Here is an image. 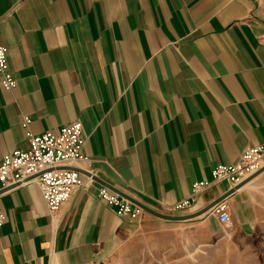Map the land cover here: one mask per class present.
Here are the masks:
<instances>
[{"label": "crops", "instance_id": "0c3cea01", "mask_svg": "<svg viewBox=\"0 0 264 264\" xmlns=\"http://www.w3.org/2000/svg\"><path fill=\"white\" fill-rule=\"evenodd\" d=\"M0 44L18 81L0 76V163L29 147L22 117L36 135L81 121L88 173L56 218L34 181L0 190V264H101L164 220L119 217L94 178L167 211L264 143V0H0ZM230 189L213 183L185 214ZM225 201L230 228L211 212L165 221L264 235V171Z\"/></svg>", "mask_w": 264, "mask_h": 264}, {"label": "built area", "instance_id": "2783aa9c", "mask_svg": "<svg viewBox=\"0 0 264 264\" xmlns=\"http://www.w3.org/2000/svg\"><path fill=\"white\" fill-rule=\"evenodd\" d=\"M8 55V48L0 44L1 85L5 90L11 91L17 86L18 81L10 72ZM21 121L29 147L27 150H13L12 153L4 156L0 163V190L28 184L30 181L36 182L50 215L56 218L60 206L85 182L80 172L70 169L74 167V162L87 161L83 149L86 142L83 123L73 121L62 126L58 131H46L36 135L31 130L30 116L22 117ZM262 168H264V143L245 149L235 163L220 164L213 168V180L194 183V195L190 198L180 200L174 206L168 207L167 211H157L170 215L185 214L193 207L195 196L208 189L213 183L227 181L231 188H235ZM98 194L104 203L115 208L119 217L135 220L144 211L106 186L102 187ZM210 212L223 227L230 228L232 220L229 205L225 200L213 205ZM6 218V214L0 211V226Z\"/></svg>", "mask_w": 264, "mask_h": 264}, {"label": "rangeland", "instance_id": "374dc122", "mask_svg": "<svg viewBox=\"0 0 264 264\" xmlns=\"http://www.w3.org/2000/svg\"><path fill=\"white\" fill-rule=\"evenodd\" d=\"M195 222L141 229L101 264H264V235L237 234L233 243L227 234L221 242V236L207 239Z\"/></svg>", "mask_w": 264, "mask_h": 264}, {"label": "water", "instance_id": "95a60500", "mask_svg": "<svg viewBox=\"0 0 264 264\" xmlns=\"http://www.w3.org/2000/svg\"><path fill=\"white\" fill-rule=\"evenodd\" d=\"M70 169H75L76 171L80 172L81 174H85L87 175L88 173H86L85 171L79 169L78 167H72ZM264 168L260 169L259 171L255 172L253 176L249 177L250 179H253L255 176H257L259 173L263 172ZM248 178V179H249ZM97 182L101 183L103 186L105 185L106 187H108L110 190H112L113 192L121 195L122 197L126 198L128 201H130L132 204L137 205L138 207L142 208L144 211L148 212L149 214H153L154 216L162 219V220H167V221H172V222H180V221H187V220H192L195 219L198 216H201L203 214H206L208 212H210L211 208L213 207V205H215L216 203L225 200V198L227 196H229L230 194L234 193L236 191V189L239 188L240 185L243 184V182L241 184H239V186L235 187L234 189H230L228 192L225 193V195H223L222 197L214 200L213 202H211L209 205H207V207H205L202 210L196 211L193 214H180V215H170V214H163L157 210H155L152 207H148L145 204H143L142 202H140L139 200H137L136 198H133L132 196H130L127 193H124L121 190H117L114 187H112L111 185H108L107 183H102L99 179L94 178ZM247 180V179H246ZM245 180V181H246Z\"/></svg>", "mask_w": 264, "mask_h": 264}]
</instances>
